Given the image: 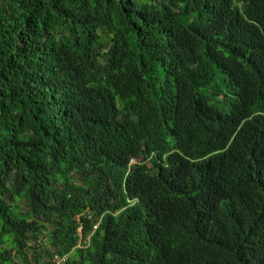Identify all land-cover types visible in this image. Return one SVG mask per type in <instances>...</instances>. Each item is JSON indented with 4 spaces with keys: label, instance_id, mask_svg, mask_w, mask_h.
Masks as SVG:
<instances>
[{
    "label": "trees",
    "instance_id": "trees-1",
    "mask_svg": "<svg viewBox=\"0 0 264 264\" xmlns=\"http://www.w3.org/2000/svg\"><path fill=\"white\" fill-rule=\"evenodd\" d=\"M264 264V0H0V264Z\"/></svg>",
    "mask_w": 264,
    "mask_h": 264
},
{
    "label": "built area",
    "instance_id": "built-area-1",
    "mask_svg": "<svg viewBox=\"0 0 264 264\" xmlns=\"http://www.w3.org/2000/svg\"><path fill=\"white\" fill-rule=\"evenodd\" d=\"M68 255L59 256L54 255L53 258L49 261L50 264H66Z\"/></svg>",
    "mask_w": 264,
    "mask_h": 264
}]
</instances>
